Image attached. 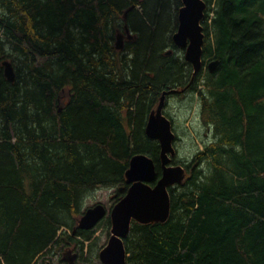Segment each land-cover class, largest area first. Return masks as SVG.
Returning a JSON list of instances; mask_svg holds the SVG:
<instances>
[{
	"label": "trees",
	"instance_id": "obj_1",
	"mask_svg": "<svg viewBox=\"0 0 264 264\" xmlns=\"http://www.w3.org/2000/svg\"><path fill=\"white\" fill-rule=\"evenodd\" d=\"M203 1L192 78L172 39L180 0H0V264L66 246L84 255L110 228L109 216L76 227L85 200L112 189L111 208L137 154L160 177L145 126L162 93L183 88L163 113L185 178L168 188L165 222H131L125 264H264V0ZM173 97L190 107L171 113ZM189 108L202 128L186 125Z\"/></svg>",
	"mask_w": 264,
	"mask_h": 264
},
{
	"label": "water",
	"instance_id": "obj_2",
	"mask_svg": "<svg viewBox=\"0 0 264 264\" xmlns=\"http://www.w3.org/2000/svg\"><path fill=\"white\" fill-rule=\"evenodd\" d=\"M178 9V27L172 39L176 46L184 50V58L192 66V78L203 66L202 46L204 41L203 25L206 4L203 0H180ZM127 37L130 38L127 28ZM123 34L116 35L115 46L121 48ZM217 60L208 63L212 72ZM4 76L14 80V69L11 62H2ZM192 80V79H191ZM185 90L172 89L162 93L158 105L151 110L145 126L149 138L158 141L160 146L161 175L156 179L153 160L144 154L134 155L125 171V182L128 184L126 193L108 212L102 203L88 207L77 219V228L89 230L109 216L111 229L107 244L100 250L98 256L103 264H125L126 250L124 238L127 236L132 221L140 224L165 222L170 212V195L168 188L180 184L185 178V169L180 164H171L175 157V133L171 120L163 113L165 95ZM66 255V256H65ZM63 260L67 264H75V255L69 251L64 253ZM50 264V262H46Z\"/></svg>",
	"mask_w": 264,
	"mask_h": 264
},
{
	"label": "rangeland",
	"instance_id": "obj_3",
	"mask_svg": "<svg viewBox=\"0 0 264 264\" xmlns=\"http://www.w3.org/2000/svg\"><path fill=\"white\" fill-rule=\"evenodd\" d=\"M190 101L188 100V97H184L182 100L179 101V97L177 98H170L168 101V109L171 111V113L175 112L176 114H178V111L183 108V107H190L189 106ZM186 105V106H185ZM189 111H187V117L185 122L187 126L191 127L192 129H200L202 128V124L201 122L197 121V115L198 112L192 111L190 110V108L188 109ZM181 143H184L183 140L180 141ZM112 189H105V188H99L96 191H94V193L88 197L85 200V207H90L95 205L96 203H102L107 209L110 208V194ZM97 237H99L101 240H103L105 238V235L102 234V232H99V235L97 234ZM72 249V246H66L63 247L59 250H54L53 254H47L50 258L49 261L52 262V264H62L60 259L62 256V253H64L65 251ZM41 256V255H40ZM47 260V259H46ZM39 264V263H36Z\"/></svg>",
	"mask_w": 264,
	"mask_h": 264
},
{
	"label": "flooded vegetation",
	"instance_id": "obj_4",
	"mask_svg": "<svg viewBox=\"0 0 264 264\" xmlns=\"http://www.w3.org/2000/svg\"><path fill=\"white\" fill-rule=\"evenodd\" d=\"M99 232H102V234L105 235V238L103 240L97 237V234L99 235ZM109 237H110V228L107 232H105V230L102 227H99L93 232L91 238L85 241L86 249H84V255H79L80 253L73 247V250L72 249L70 250V254L75 255V264H103L99 259L98 254L100 250L106 245ZM91 244L93 246V252L89 251V246ZM63 254L64 253H62V256ZM86 255L91 256V258L87 260L85 258ZM62 256L60 261L62 264L63 263L65 264V262L62 261L63 259ZM49 258L50 257L48 255H41V256L39 255L34 259L32 264H36V263L46 264V262H50V264H52V262L49 261Z\"/></svg>",
	"mask_w": 264,
	"mask_h": 264
}]
</instances>
